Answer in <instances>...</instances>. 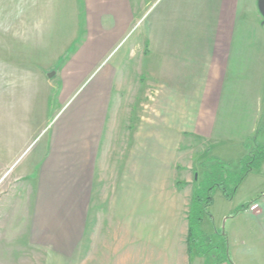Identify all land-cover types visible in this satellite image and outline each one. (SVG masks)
I'll return each instance as SVG.
<instances>
[{"label": "crops", "instance_id": "1", "mask_svg": "<svg viewBox=\"0 0 264 264\" xmlns=\"http://www.w3.org/2000/svg\"><path fill=\"white\" fill-rule=\"evenodd\" d=\"M12 7V36L36 53L56 34L54 20H65L66 31L54 55L59 68L38 76L40 93L27 81L22 117L6 127L16 136L12 168L36 175L33 195L51 202L38 198L20 212L2 200L0 229L14 232L25 218L33 247L59 264H264V195L246 204L256 210H244L254 213V228L227 233L230 263L189 255L186 244L196 153L229 166L264 126L252 48L264 18L255 0H17ZM58 93H77L75 104L21 165L34 142L33 116L41 118L36 134L47 129Z\"/></svg>", "mask_w": 264, "mask_h": 264}, {"label": "rangeland", "instance_id": "2", "mask_svg": "<svg viewBox=\"0 0 264 264\" xmlns=\"http://www.w3.org/2000/svg\"><path fill=\"white\" fill-rule=\"evenodd\" d=\"M16 2L17 0H0V150L2 152H0V204L2 200L3 202L7 201L8 206L14 202L19 204L20 208H23L20 209V212H28V205L35 203L39 198L33 195L36 190L31 189L36 175L28 177V175L18 173L12 168L13 162H16L17 159L9 157L12 148L8 145H10L12 138L14 139L16 136L14 137L11 131L6 132V127L7 125H13L22 117L21 114H23L27 103V100L25 103H21L27 98L22 90L27 85V81H29L32 90L36 88L35 91H38L37 88L41 87L38 76L44 74L46 77L55 73L59 68V63L54 55L62 48L59 39L62 33L65 34L66 27L62 26L63 22L65 24V20L60 18L54 20L53 33L56 34L42 46L41 53H36L32 46L23 44L24 40L12 36V29H10L14 18L12 6H15ZM149 2L150 0H146L147 4ZM255 3L258 6V0H255ZM252 48L255 50V88L261 91L259 99L261 98L264 103V20L259 23L258 28H255V47ZM11 70L15 71L20 77H12L10 73L13 72ZM28 73H31V76H28ZM52 80H55V77L49 78V81ZM59 82V88L61 89L64 87V83L62 80ZM13 87L15 92H13ZM38 92L40 93V91ZM70 97L71 95L67 98L66 95H59V93L52 96L49 109L45 113V119L47 118L50 121V126L38 134H36L34 120L39 119L40 121L41 118L37 115V112L35 113L32 118L33 131L28 132V136L31 135L30 140L33 138L34 142L30 143L28 141L29 143H26L22 151V157L19 160L21 165L31 159L42 148L51 137L53 129L50 128L52 125L60 117L65 116L73 107L77 93ZM261 122H264V120ZM34 131L35 133H33ZM263 141L264 126L259 125L255 141L249 143L250 149L248 151L254 145H262ZM3 145L4 149H2ZM180 151L179 156L186 155L184 148H181ZM199 156L201 157L199 158ZM213 158L212 155L196 153L194 174L199 177L196 184L202 181L204 173L209 171L215 164ZM181 159L180 157L179 160L181 161ZM240 160L238 161L235 157L231 158L229 156V166H226L227 171L238 173ZM243 180L230 200L224 199L217 188L212 192V204L203 216V225L199 226L200 231L210 230L212 232L211 235L207 232L203 233L210 238L211 245L214 248L209 254L214 253L215 256L223 257V255H226L228 257L227 233L254 228V213L238 210L242 205H246L253 200L258 203V200L264 195V163L261 164L258 170H255V173H249ZM58 192L61 191L57 190ZM39 201L50 203L51 198L46 195L39 198ZM14 222L16 223V221ZM16 225L18 226L16 229L14 228V232L11 231V226L10 228L6 227L3 231L0 229V264H59L54 261V254L33 247L31 237L28 234L29 225H26L25 218L18 221ZM193 252H195L194 249H192V254Z\"/></svg>", "mask_w": 264, "mask_h": 264}, {"label": "trees", "instance_id": "3", "mask_svg": "<svg viewBox=\"0 0 264 264\" xmlns=\"http://www.w3.org/2000/svg\"><path fill=\"white\" fill-rule=\"evenodd\" d=\"M255 144V143H254ZM214 165L203 175V179L199 183H195L194 194L191 200L189 213L187 217V252L192 254V249L195 254L201 257L207 256L214 248L211 245L210 238L203 234L199 226L203 219L206 210L212 204V192L215 188L219 189L222 196L226 200H230L239 187L243 179L251 172L258 170L264 163V141L262 145H254L247 154L240 160V170L238 173L229 172L226 169L227 164L213 158ZM249 205H242L238 211L245 210ZM217 263L229 262L226 255L223 257L216 255Z\"/></svg>", "mask_w": 264, "mask_h": 264}, {"label": "water", "instance_id": "4", "mask_svg": "<svg viewBox=\"0 0 264 264\" xmlns=\"http://www.w3.org/2000/svg\"><path fill=\"white\" fill-rule=\"evenodd\" d=\"M258 9L261 16L264 18V0H258Z\"/></svg>", "mask_w": 264, "mask_h": 264}, {"label": "built area", "instance_id": "5", "mask_svg": "<svg viewBox=\"0 0 264 264\" xmlns=\"http://www.w3.org/2000/svg\"><path fill=\"white\" fill-rule=\"evenodd\" d=\"M257 204H251V205H249V210H251V211H253V210H256L257 209Z\"/></svg>", "mask_w": 264, "mask_h": 264}]
</instances>
